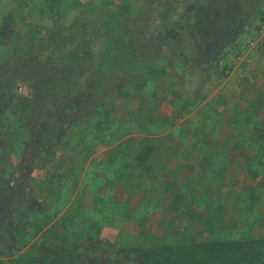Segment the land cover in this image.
Masks as SVG:
<instances>
[{
  "label": "rangeland",
  "instance_id": "1",
  "mask_svg": "<svg viewBox=\"0 0 264 264\" xmlns=\"http://www.w3.org/2000/svg\"><path fill=\"white\" fill-rule=\"evenodd\" d=\"M197 6L0 0V264L49 251L139 264L122 248L264 238V67L246 62L264 55V6L207 68ZM244 54L241 102L224 82Z\"/></svg>",
  "mask_w": 264,
  "mask_h": 264
},
{
  "label": "trees",
  "instance_id": "2",
  "mask_svg": "<svg viewBox=\"0 0 264 264\" xmlns=\"http://www.w3.org/2000/svg\"><path fill=\"white\" fill-rule=\"evenodd\" d=\"M198 5L199 11L195 14L198 24V37L204 47L220 46V51L228 49V45L236 40L239 35L252 24L253 17L260 13L264 6V0H193ZM194 11V9H191ZM226 26L229 40H214L222 26ZM217 41V42H215ZM224 44L223 42H228ZM212 51H215L212 50ZM227 53V52H226ZM41 80L44 84L59 85L57 75L44 76ZM60 79V80H59ZM56 89V90H54ZM47 94L45 100L49 105L53 104L58 89L54 88ZM63 97V96H62ZM7 102L0 96V120L8 109ZM34 158V155L31 156ZM136 157V161L143 162L145 158ZM4 156L0 155V197L8 195V181L2 177ZM0 202V219H4V205ZM0 225V237L3 236V226ZM135 256L139 264H264V238L239 239V240H215L210 237L208 241H184L176 244H156L147 248L124 249L122 248V260H130V255ZM74 255H76V258ZM78 254L64 251H49L48 254L32 253L19 257L15 264H103L93 258L89 260L78 258ZM109 264V263H107ZM123 264V263H121Z\"/></svg>",
  "mask_w": 264,
  "mask_h": 264
},
{
  "label": "crops",
  "instance_id": "3",
  "mask_svg": "<svg viewBox=\"0 0 264 264\" xmlns=\"http://www.w3.org/2000/svg\"><path fill=\"white\" fill-rule=\"evenodd\" d=\"M261 43H264V40H261ZM256 52L258 53V54H256ZM246 54H244L243 55V58H241L238 62H236V65L238 66L237 68H235L234 69V71L230 74V76L229 77H227V79L228 80H225V82H224V84L226 83V85H227V88H229L228 90H229V94H233V96L235 95V100L234 101H239L238 100V97L240 96V98H241V102H244V100L246 99H250V97H252V95H253V89L252 88H247V90H243L244 88H242V90L240 89V88H238L237 89V86H238V82L236 81L237 79H239L240 80V78L241 77H249L252 73H251V68H252V66H249V65H247L248 63H250L251 61H253V60H256L257 61V63L259 64V67L260 68H262V67H264V55L262 54L261 55V53H259L258 51H255V52H252L250 55H248V58H247V64H245V65H243V68L242 67H240V64H241V60H244V57H247V56H245ZM259 56V57H258ZM247 65V66H246ZM242 69H243V71H242ZM243 73V74H242ZM242 74V75H241ZM246 74V75H245ZM238 77H240V78H238ZM247 82L248 81H251V80H246ZM246 84V83H245ZM220 90H217V92L216 93H218ZM245 91H247L246 93H245ZM259 100H260V97H258V96H255L254 97V99L252 100L253 102L252 103H254L255 104V106L256 105H259ZM230 117H231V115H230ZM227 134H224V135H221L222 137H226L225 139H226V141H229V140H231V137L232 136H230V135H228V136H226ZM255 137V136H254ZM235 142H238V141H235ZM226 146H229V148H230V150H231V152H230V150H229V148H228V159L230 160V158L231 157H234V156H236V158H235V161H237V160H239L240 158H241V163L243 162L242 161V157L241 156H243V157H246V155L244 154V149L245 148H243V145H242V143H234V144H232V145H226ZM246 150V149H245ZM248 151V150H247ZM229 152H230V154H229ZM235 153V154H234ZM245 155V156H244Z\"/></svg>",
  "mask_w": 264,
  "mask_h": 264
},
{
  "label": "flooded vegetation",
  "instance_id": "4",
  "mask_svg": "<svg viewBox=\"0 0 264 264\" xmlns=\"http://www.w3.org/2000/svg\"><path fill=\"white\" fill-rule=\"evenodd\" d=\"M194 24H195V28L197 30V35H198V31H199L198 24H197L196 21L194 22ZM221 28L222 29H220V32H218L219 34H216L214 40H229L228 36H227V32H226V29H227L226 26L224 25ZM215 42H217V41H215ZM228 43H229V41L226 42V43L223 42V45L224 44H228ZM201 46H202V51H201V53L199 55H197V58L199 59V61L200 60L203 61V63H202L203 66L205 68H207L212 63V60L214 59V57H216L219 53H222V51H220V46H218V48H215L213 46L210 47V48H208V47L206 48L202 44H201ZM214 49H215V51H212ZM226 52H231V48L228 47V49H224L223 50V53H226ZM8 193L11 194V191L9 190Z\"/></svg>",
  "mask_w": 264,
  "mask_h": 264
}]
</instances>
